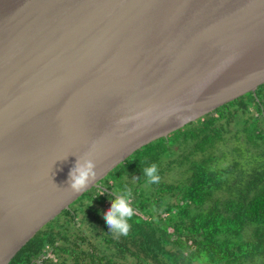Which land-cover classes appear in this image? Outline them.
<instances>
[{"label":"water","instance_id":"obj_1","mask_svg":"<svg viewBox=\"0 0 264 264\" xmlns=\"http://www.w3.org/2000/svg\"><path fill=\"white\" fill-rule=\"evenodd\" d=\"M262 84L264 0H0V264L136 150ZM78 159L96 177L76 193ZM80 219L71 237L102 245Z\"/></svg>","mask_w":264,"mask_h":264},{"label":"trees","instance_id":"obj_2","mask_svg":"<svg viewBox=\"0 0 264 264\" xmlns=\"http://www.w3.org/2000/svg\"><path fill=\"white\" fill-rule=\"evenodd\" d=\"M128 190L133 216L117 236L101 205ZM73 203L5 264H264V84L136 150ZM81 213L105 224L102 245L81 228L71 237Z\"/></svg>","mask_w":264,"mask_h":264},{"label":"clouds","instance_id":"obj_3","mask_svg":"<svg viewBox=\"0 0 264 264\" xmlns=\"http://www.w3.org/2000/svg\"><path fill=\"white\" fill-rule=\"evenodd\" d=\"M95 162L91 159L80 162L77 160L76 166L70 171L68 178V186L73 192L82 191L91 180L95 179ZM156 165L143 169L144 175L149 182H157L159 177L156 173ZM131 190L118 195L115 199H111V208L104 213V218L111 232L115 235H127L129 231L128 220L133 216V208L130 204Z\"/></svg>","mask_w":264,"mask_h":264},{"label":"rangeland","instance_id":"obj_4","mask_svg":"<svg viewBox=\"0 0 264 264\" xmlns=\"http://www.w3.org/2000/svg\"><path fill=\"white\" fill-rule=\"evenodd\" d=\"M223 151L226 152V149L223 148ZM215 155H217V156L219 157V159H220L219 161H224L226 158H230V160H227V161L225 162L226 165H227L229 162H230V163L232 162L231 158H234V155H232V153H229V152H228L227 155H224L223 152H221V151L218 150V149H215ZM230 163H229V164H230ZM229 164H228V165H229ZM226 165H223V166L225 167ZM181 176H182V174H181L180 172L175 171L172 175L166 177V180H167V181H176V180L179 179ZM47 254H48V253H47Z\"/></svg>","mask_w":264,"mask_h":264},{"label":"built area","instance_id":"obj_5","mask_svg":"<svg viewBox=\"0 0 264 264\" xmlns=\"http://www.w3.org/2000/svg\"><path fill=\"white\" fill-rule=\"evenodd\" d=\"M49 254H51V253L49 252L47 255H49Z\"/></svg>","mask_w":264,"mask_h":264}]
</instances>
